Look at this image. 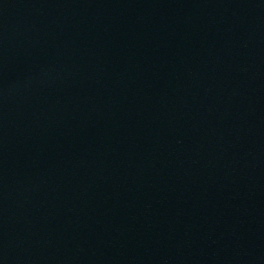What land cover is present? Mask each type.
Returning <instances> with one entry per match:
<instances>
[{"label":"water","instance_id":"95a60500","mask_svg":"<svg viewBox=\"0 0 264 264\" xmlns=\"http://www.w3.org/2000/svg\"><path fill=\"white\" fill-rule=\"evenodd\" d=\"M0 264H264V0H0Z\"/></svg>","mask_w":264,"mask_h":264}]
</instances>
